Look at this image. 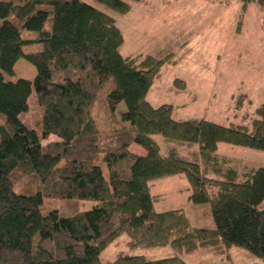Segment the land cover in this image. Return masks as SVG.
I'll use <instances>...</instances> for the list:
<instances>
[{
	"label": "trees",
	"instance_id": "16d2710c",
	"mask_svg": "<svg viewBox=\"0 0 264 264\" xmlns=\"http://www.w3.org/2000/svg\"><path fill=\"white\" fill-rule=\"evenodd\" d=\"M142 1L0 0V264H103L102 252L123 235L131 252L108 264H187L200 250L230 258L234 248L264 261V167L242 180L235 170L213 179L172 147L194 144L203 161L217 160L219 144L264 151V105L229 127L177 121L169 106H152L148 92L171 56L122 55L117 26ZM32 45L40 50L24 53ZM21 58L35 67L33 81H6ZM32 89L40 135L19 119ZM49 136L57 141L43 145ZM132 145L145 154L128 152ZM173 176H184L193 204L209 206L212 228L193 227L181 210H155L153 183ZM44 199L69 205L42 213ZM88 200L96 204L87 211L70 205ZM157 249L171 256H147Z\"/></svg>",
	"mask_w": 264,
	"mask_h": 264
},
{
	"label": "rangeland",
	"instance_id": "374dc122",
	"mask_svg": "<svg viewBox=\"0 0 264 264\" xmlns=\"http://www.w3.org/2000/svg\"><path fill=\"white\" fill-rule=\"evenodd\" d=\"M133 5L127 16L117 19V26L125 38L122 55L171 56V62L162 66L148 92L147 100L152 106H169L171 117L177 121L205 120L225 127L246 124L254 117L255 109L264 105V9L255 0H144ZM99 8L113 15L103 7ZM49 26L50 22L47 28ZM36 36L34 32L22 30L25 39ZM39 50V45H32L25 47L24 53ZM13 71V76L4 74L6 81H33L36 76L35 67L24 58L16 62ZM28 105V112L22 113L19 119L40 135L34 126V122L41 119L34 89ZM124 111L125 106L121 103L117 114ZM4 122L0 114V125ZM152 138L158 143L161 154L166 155L168 146L163 138L158 135ZM56 139L49 136L42 144ZM172 147L181 156L199 162L202 173L213 179L225 180L229 171L235 170L236 180H242L246 172L264 167V151L219 144L217 160L203 161L194 144ZM128 152L145 154L138 145H132ZM29 179L25 177L18 182L15 191L20 192ZM151 194L157 212L193 211L205 220L210 217L208 205H195L189 199L190 191L184 176L154 182ZM95 204L88 200L70 205L76 210L87 211ZM67 205L63 200L44 199L41 209L42 213H48L62 210ZM258 208L264 210V201ZM129 244V237L121 236L102 252L100 260L108 264L130 253ZM229 254L230 258L214 256V264H264L242 249L234 248ZM147 256L158 259L171 256V253H147Z\"/></svg>",
	"mask_w": 264,
	"mask_h": 264
},
{
	"label": "crops",
	"instance_id": "0c3cea01",
	"mask_svg": "<svg viewBox=\"0 0 264 264\" xmlns=\"http://www.w3.org/2000/svg\"><path fill=\"white\" fill-rule=\"evenodd\" d=\"M143 26V24H141V27ZM57 141V139L55 140ZM186 217L188 218L190 224L193 227L196 228H212V221L211 218L206 217V220L204 217H202L198 212L195 213L193 211L191 212H184ZM164 250V249H163ZM161 249H157L151 252V255H162L164 254V251ZM169 252H166L164 255L168 254ZM214 256H212L211 253L206 252V251H199L196 255L194 256H190L186 258V262L187 264H214L216 259ZM210 259H213L212 261H210Z\"/></svg>",
	"mask_w": 264,
	"mask_h": 264
}]
</instances>
